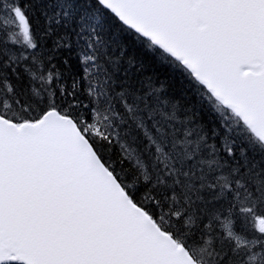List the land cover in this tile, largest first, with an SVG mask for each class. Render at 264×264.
I'll list each match as a JSON object with an SVG mask.
<instances>
[{
    "label": "snow or ice",
    "instance_id": "obj_1",
    "mask_svg": "<svg viewBox=\"0 0 264 264\" xmlns=\"http://www.w3.org/2000/svg\"><path fill=\"white\" fill-rule=\"evenodd\" d=\"M0 264H264V0H0Z\"/></svg>",
    "mask_w": 264,
    "mask_h": 264
},
{
    "label": "trees",
    "instance_id": "obj_2",
    "mask_svg": "<svg viewBox=\"0 0 264 264\" xmlns=\"http://www.w3.org/2000/svg\"><path fill=\"white\" fill-rule=\"evenodd\" d=\"M151 71H152V69H148V72H149V73H151ZM162 71H163V70H161V73H160V78H161V79H163Z\"/></svg>",
    "mask_w": 264,
    "mask_h": 264
}]
</instances>
